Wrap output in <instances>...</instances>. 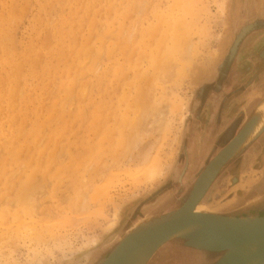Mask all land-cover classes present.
Masks as SVG:
<instances>
[{
    "label": "rangeland",
    "instance_id": "rangeland-1",
    "mask_svg": "<svg viewBox=\"0 0 264 264\" xmlns=\"http://www.w3.org/2000/svg\"><path fill=\"white\" fill-rule=\"evenodd\" d=\"M122 1L0 0V264H40L41 261L46 262L43 264H85L90 256L103 258L115 245L116 238L124 234L137 219L171 210L155 212L157 207L149 210L145 205L137 213V209L149 196L174 179L184 161L190 138H196L199 142L207 138V142L213 144L207 150L206 161L222 150L239 129H233L232 134L226 132L229 122L241 113V123L244 109L251 102L249 97L243 110L237 111L247 99L243 95L246 90L241 92L242 89L254 86L260 83L259 78H264V0H228L226 25L223 18L217 15L218 0H197L196 4L191 0L193 2L190 1V5L181 0V4L184 2L191 6L183 4L188 11L179 9L182 7H178L180 0H177L178 4L174 0ZM199 5L208 8L201 12ZM189 12H194L199 19L193 13L185 15ZM173 13L176 17L183 16V21L176 19L180 26L189 17L194 20L190 23H194L195 19L199 21L195 22V27L192 24L187 27L188 30L191 28L185 30L188 34L184 33V29L181 30L185 24L182 27L174 26L184 36L192 34L193 55L186 66L187 72H181L176 80L164 77L166 82L162 75L159 79L155 76L154 69L148 64L147 54L155 48L152 41L154 38H162L166 44L172 41L174 34L171 36V27L166 29V26L175 20ZM156 15L164 18L159 16L158 19ZM199 23L201 30L198 28ZM254 23L258 27L249 32L254 34L240 50L241 59L246 60L247 67L241 69L240 64L238 73L256 77L241 84L242 89L240 87V90L233 91L232 82L236 80V74L226 78L228 68L225 75L221 74L222 77L217 78L219 65L225 59L239 29ZM153 27L158 28L155 30ZM144 29L155 33L141 37L140 30ZM118 30L126 35L120 34L123 38L119 37ZM127 34H130L131 42L123 40L128 38ZM146 36L148 38L144 39ZM168 38L171 40L168 41ZM136 41L142 42L138 44ZM142 44L148 47L147 51L140 50ZM182 48L185 49V45ZM215 49L220 53L218 55L215 52L218 57L212 56ZM204 64L207 71L198 79L192 78L194 73L202 70ZM234 70H237L236 67ZM212 83L214 85L206 92L210 95L220 94L221 97L215 103H202L200 87ZM260 87L257 90L264 94V83ZM80 88L81 91L85 88L83 97L79 95ZM173 94L187 101L182 125L176 123V114H169ZM149 105H153L154 109ZM143 110L147 111V115L165 110L164 124L152 141L154 158H161L154 163L164 175L152 186L134 188L132 183L140 177L132 178L137 167H126L125 157L130 153L128 146L131 143L128 140L131 142V133L135 128L133 125L138 127L142 114L144 116L146 113ZM140 116L139 122L135 120ZM217 116L226 123L224 132L216 133V126L212 127ZM167 118L173 120L168 122ZM172 121L176 123L174 126ZM121 133L123 138L119 136ZM173 133H178L175 145L172 141L175 136ZM115 138H126L127 141L121 139L119 143ZM115 143L119 151L115 150ZM126 143L127 147L124 145ZM171 144L175 146V151L169 160ZM238 158V163L232 165L227 161L225 164L221 171V185L216 193L209 192V203L203 199L210 212L246 214L244 207L264 198L263 190L258 189L260 184H264V132L254 143L238 153ZM242 178L246 186L255 179L257 181L245 188L238 185ZM180 180L181 177L178 182ZM25 181L31 187L35 183L37 186L42 183V193L33 209L34 213L30 205L19 201L22 192L19 187L24 186ZM179 187L178 193L181 192ZM97 189L106 191L107 194L105 192L103 195L110 196L113 202L106 201V197L101 196ZM79 192L86 196V208L74 204ZM250 192L256 195H248ZM38 202L41 205L38 206ZM113 204L121 208L118 209L120 215L116 225L105 231L108 222L102 217L110 214ZM94 239L97 243L86 248ZM221 254L183 247L179 258L168 260L167 264H211ZM155 260L156 252L148 264H154Z\"/></svg>",
    "mask_w": 264,
    "mask_h": 264
},
{
    "label": "bare ground",
    "instance_id": "bare-ground-1",
    "mask_svg": "<svg viewBox=\"0 0 264 264\" xmlns=\"http://www.w3.org/2000/svg\"><path fill=\"white\" fill-rule=\"evenodd\" d=\"M124 1V0H123ZM122 1V2H123ZM128 1V0H127ZM139 1V0H138ZM137 1V2H138ZM142 1V0H141ZM172 1V0H171ZM174 1H176L175 3H177V0H174ZM173 1V2H174ZM182 1H185V2H187V4H189V2L191 1V0H182ZM182 1L180 0V3H179V5H178V7H181V5H182V7L181 8H179L180 10L182 9H188V8H186V7H191V6H187L184 2H183V4H185L186 5V7L184 8L183 7V4H181L182 3ZM195 1H197V0H194V2ZM198 1H200V0H198ZM197 1V2H198ZM202 1V0H201ZM145 2V1H144ZM179 2V1H178ZM191 2H193V1H191ZM197 2H195V4L197 3ZM203 2V1H202ZM227 2H228V0H218V3L216 4V7H217V15L219 16V17H222L223 18V21H224V25H226V19H225V15H226V11H227ZM200 3V2H199ZM142 4V3H141ZM174 4V3H173ZM178 4V3H177ZM177 4H175V5H177ZM193 4V3H192ZM204 4V3H203ZM140 5V4H139ZM174 5V6H175ZM190 5V4H189ZM50 6V5H49ZM199 7L201 8H199V10L201 11V12H203V11H205V9H207V8H203V5H199ZM204 7H206V6H204ZM172 8H173V6H172ZM176 8V7H175ZM196 8V7H195ZM202 8H203V10H202ZM170 9H171V7H170ZM190 9V8H189ZM194 9V8H193ZM171 10H173V9H171ZM184 10V11H185ZM191 10V9H190ZM189 10V11H190ZM178 11V10H177ZM183 11V12H184ZM186 11H188V10H186ZM185 11V12H186ZM192 11V10H191ZM194 12L196 11V9L195 10H193ZM194 12H189V13H183L182 15H190V14H192V15H194L195 13ZM199 12V11H198ZM12 13V12H11ZM168 13V12H167ZM177 14H178V12H176ZM182 13V12H181ZM208 13H209V11H208ZM174 14V13H173ZM202 14V13H201ZM207 14V13H206ZM205 14V15H206ZM164 15V14H163ZM166 15V14H165ZM164 15V16H165ZM169 15V14H168ZM171 15V14H170ZM196 15V14H195ZM194 15V16H195ZM198 15V14H197ZM199 15H200V13H199ZM204 15V14H203ZM159 16H161V15H159ZM159 16H157L156 15V17H158V19H159ZM164 16H161L162 18H164ZM174 16H175V14H174ZM181 16V15H180ZM175 16V20H173V18H172V20L174 21H172L173 22V24H172V22H169V23H167V26H166V29H167V27L168 26H170L171 27V29H169V33H171V36H173L172 34H174V37H172L173 39H172V41L169 43V44H166V43H164V41H162L163 39L162 38H154L152 41H153V44H154V46H155V48L153 49V52H149L148 54H147V58H148V64H149V66L151 67L152 66V68L154 69V73H155V76L159 79V77L162 75L163 76V78L165 77V78H168V79H175L176 80V78H178L179 76H180V74H181V72H185L186 70H187V65L189 64L188 62L189 61H191L192 60V48H193V46H194V42H193V39L191 38L192 37V34L189 36V35H187L188 34V32L187 31H189V30H191V28L188 30L187 29V27L189 28V27H191L190 25L192 24L193 26L196 24L195 22H198V21H196L197 19H195V22L194 23H190L191 21H194V20H191L190 19V17H189V19H190V21H189V19H188V21H186V20H184V23H182L181 21H183V19H181L183 16ZM194 16H191V17H193L194 18ZM202 16V15H201ZM207 16V15H206ZM12 17V16H11ZM171 17V16H170ZM196 17V16H195ZM205 17V16H204ZM162 18H161V20H162ZM178 18H180L181 19V26L180 25H178V22L176 23V19H178ZM196 18H198V17H196ZM199 19V18H198ZM90 20V19H89ZM163 20H165V19H163ZM203 20V19H202ZM201 20V21H202ZM171 21V20H170ZM178 21H179V19H178ZM159 22V21H158ZM161 22V21H160ZM176 23V24H175ZM190 23V24H189ZM164 24H165V22H164ZM182 24H185V25H183L184 26V28L182 27ZM186 24H188V25H186ZM200 24L201 23H199L198 24V28H200L199 26H200ZM172 25V26H171ZM175 25H177L178 27L180 26V27H182V29L181 30H183L184 29V33L185 32H187V34H185V36H184V34L183 33H181V30L179 31L178 30V28H176V29H174L175 27ZM165 26V25H164ZM186 26V27H185ZM197 26V25H196ZM119 27V26H118ZM123 27V26H122ZM125 27V26H124ZM195 27V26H194ZM255 27H258V24H256V23H254V24H248V25H244V26H242V28L241 29H239L240 31L234 36V38H233V40H232V42H231V44H230V46H229V49H228V51H227V53H226V55H227V58L230 60L231 59V57L233 56V55H235V53H236V51H237V48H238V46H239V44L241 43V41L243 40V38L245 37V35L247 34V32H248V30L249 29H251V28H255ZM102 28V27H101ZM121 28V27H120ZM139 28V27H138ZM156 28H158V27H153L152 29H155V30H157ZM197 28V27H196ZM129 29V28H128ZM133 29H134V27H133ZM141 29V28H140ZM143 29V28H142ZM180 29V28H179ZM202 29V27L200 28V30ZM119 30H122V29H119ZM119 30H118V32H119ZM131 30V29H130ZM130 30H129V32H130ZM137 30V29H136ZM154 30V31H155ZM163 30H165V29H163ZM185 30H187V31H185ZM196 30V29H195ZM195 30H194V32H195ZM204 30V29H203ZM202 30V31H203ZM3 31V30H2ZM123 32L125 31L124 29L122 30ZM132 31V30H131ZM135 31V30H134ZM178 31V32H177ZM192 31H193V29H192ZM198 31H199V29H198ZM123 32H119V33H117V35L119 34V37H122L123 38V36H121V35H126L125 33L124 34H122ZM127 32V31H126ZM140 32L142 33V35H141V37H144L145 35H151V34H154L155 32H153V33H151L150 31H147V30H143V31H141L140 30ZM5 33V32H4ZM4 33H3V35H4ZM166 33V32H165ZM121 34V35H120ZM132 34V33H131ZM136 34V33H135ZM2 35V34H1ZM2 35V36H3ZM129 35L130 34H127V36H128V38H126V39H123L124 41L125 40H127V42L128 41H130L129 40ZM188 36V37H187ZM137 37V36H136ZM2 38V37H1ZM5 38H6V36H5ZM117 38H118V36H117ZM138 38V37H137ZM140 38V37H139ZM146 38H148V36H146L144 39H146ZM164 38V37H163ZM142 40H143V38H141ZM5 40V39H4ZM9 40V39H8ZM119 40V39H118ZM148 40H150V39H147V41ZM170 40H171V38H170ZM169 40V38H168V41H170ZM2 41H3V39H2ZM11 41V40H10ZM124 41H121V43L122 44H124L123 42ZM144 41V40H143ZM147 41H146V43H147ZM127 42H125V45H126V43ZM131 42V41H130ZM136 42H138V41H136ZM140 42H142V41H140ZM140 42H138V44L140 43ZM5 44V43H4ZM10 44V43H9ZM117 44V43H116ZM148 44H150V43H148ZM152 44V45H153ZM220 44V43H219ZM117 45H119V42H118V44ZM182 45H185V49L184 48H182ZM222 45H223V43H222ZM250 46V45H249ZM124 47V46H123ZM140 47H142V49L140 48V50H142V51H147L148 50V47L146 46V45H143L142 44V46H140ZM184 47V46H183ZM8 48V47H7ZM112 49V48H111ZM120 49H121V47H120ZM138 49V48H137ZM149 49H151L150 47H149ZM76 50V49H75ZM122 50V49H121ZM216 50V51H215ZM213 52H212V56L214 57V56H216V57H218L217 56V53H218V51H217V49H215ZM110 51V50H109ZM108 51V52H109ZM103 52V51H102ZM102 52H101V54H102ZM140 52V51H139ZM215 52H217V53H215ZM79 54H80V52H79ZM87 54V53H86ZM146 55V54H145ZM218 55H220V53H218ZM79 56V55H78ZM108 56V55H107ZM234 58V57H233ZM137 60V59H136ZM177 60V61H176ZM146 61V60H145ZM84 62V61H83ZM176 62H179V64L178 63H176ZM207 63H208V61H206ZM11 63V62H10ZM25 63V62H24ZM80 63V62H79ZM81 64V63H80ZM79 64V65H80ZM147 64V65H148ZM129 65V64H128ZM133 65V64H132ZM131 65V66H132ZM208 65V64H207ZM20 66V65H19ZM22 66V65H21ZM20 66V67H21ZM98 66V65H97ZM145 67V66H144ZM242 67V66H241ZM19 68V67H18ZM17 68V69H18ZM33 68V67H32ZM88 68V67H87ZM90 68L91 67H89V70H90ZM151 68V69H152ZM17 69L15 70V71H17ZM135 69V68H134ZM207 66L204 64L203 65V68H202V70H200V71H198V72H196V73H194L193 75H192V78H194V79H198L200 76H201V74H204L207 70ZM224 69H226L227 70V67H226V64H225V59L223 60V62H221V64L219 65V72H218V76H217V78L219 77V79L222 77L221 76V74H224ZM206 70V71H205ZM14 70H13V72H15ZM19 71V70H18ZM19 72H21V71H19ZM187 72V71H186ZM11 73V72H10ZM16 74V73H15ZM18 74V73H17ZM21 74V73H20ZM87 74V73H86ZM152 74H153V71H152ZM154 75V74H153ZM75 76V75H74ZM203 76V75H202ZM156 77H155V79H156ZM19 78V77H18ZM17 78V79H18ZM164 78V79H165ZM13 80H14V78H13ZM76 80V79H75ZM166 80V79H165ZM178 80V79H177ZM164 80H162V82H163ZM3 82V81H2ZM16 82V81H15ZM166 82H167V80H166ZM70 83V82H69ZM74 83V82H73ZM73 83H71V84H73ZM138 83V82H137ZM160 84H161V81L159 82ZM19 84V83H18ZM70 84V85H71ZM74 84H76V83H74ZM69 85V86H70ZM212 85H214L213 83L212 84H205V85H203L202 87H200V90H199V92H201V94H203V93H205L209 88H210V86H212ZM84 86V85H83ZM85 87V86H84ZM112 87V86H111ZM138 87V86H137ZM17 88V87H16ZM83 88V87H82ZM263 87H260V89H262ZM20 89V88H19ZM14 90V89H13ZM18 90V89H17ZM78 90H80L79 91V95H81L82 97L84 96V94H82V92L84 93V91H85V88L84 89H82V90H84V91H81V88L80 89H78ZM142 90V89H141ZM135 91V90H134ZM133 91V92H134ZM164 91V90H163ZM14 92H16V91H14ZM86 92V91H85ZM141 92V91H140ZM259 92H261V91H259V90H256L255 92H254V94H252V96H251V102L248 104V106L244 109L245 110V113L243 114V119H241V123H240V125H239V127H241V125H244L246 122L247 123H249V127L247 128V131H246V133L243 135V138H242V141L241 142H238L234 147H233V149H232V151H231V153H230V155L228 156L229 158H232L233 156H236L238 153H240L241 151H243L244 149H246V147H248L249 145H251L252 143H254L263 133V131H264V94L261 92V93H259ZM143 93V92H142ZM172 93H174V92H172ZM18 94V93H17ZM137 94V93H136ZM16 95V94H15ZM87 95V94H86ZM80 96V97H81ZM173 97V99H172V103H171V108H170V112H169V114H176L177 115V117H178V119H177V124H179V125H182V123H184L183 121H184V118H185V109H186V103H187V101H183V99L182 98H180V95H175V94H173L172 95ZM14 97V96H13ZM71 97V96H70ZM143 97V96H142ZM141 98V97H140ZM138 99V98H137ZM56 101V100H55ZM72 102V101H71ZM137 102V101H136ZM144 103V102H143ZM142 103V104H143ZM160 103H161V100H160ZM145 105H146V103H145ZM145 105H143V106H145ZM188 105V104H187ZM148 106V105H147ZM149 106H151V105H149ZM158 106V105H157ZM142 106L140 105V109L142 110V108H141ZM151 107H153V105L151 106ZM159 107V106H158ZM161 107V106H160ZM65 109V108H64ZM137 109V108H136ZM147 109V108H146ZM152 109H154V107L152 108ZM156 109H157V107H156ZM162 109H165V108H162ZM161 108H160V110H162ZM160 110L158 111V112H155V110H153L155 113H148V115H147V111H145V110H143V111H145L146 113H145V115L143 116V114H142V118H141V116L138 118H136L135 120H137L138 122H139V120H140V118H141V120H140V122L138 123L139 125H137L138 127H136V124L135 125H133V127L135 126V128H133V130H134V132L133 133H131L132 135V137H131V142L128 140V142L129 143H131V144H129L128 142V144L130 145V146H128L130 149L128 150L130 153L129 154H127L126 156L127 157H125L126 159H125V165H126V167H129V166H136L137 167V169H136V171H135V175L132 177L133 179L134 178H139L140 177V179L138 180V181H136V182H133L132 183V187H140V186H142L143 188H146V187H148V186H152V184L154 183V182H157V180L160 178V177H162L163 175H164V173L162 172V170H161V168L160 167H158L154 162H158V158H160V156L159 157H155L154 158V156H153V154H152V147H153V145H152V143L154 142L153 141V139H155V137H156V134L159 132V130L161 129V127L163 126V124H164V120H165V118H164V111L165 110H163V112L161 111L160 112ZM249 110H250V113H249ZM153 111H151V112H153ZM92 112H94V111H92ZM140 112V111H139ZM137 113V112H136ZM96 114V113H95ZM152 115V116H151ZM139 116V115H138ZM150 116V117H149ZM169 116V115H168ZM174 116V115H173ZM173 116H172V118H173ZM99 117H101V115H99ZM149 117V118H148ZM123 118V117H122ZM170 118V117H169ZM129 119V118H128ZM97 120H99V119H97ZM122 120V119H121ZM126 119H124V121H125ZM129 120H131V119H129ZM167 120H168V118H167ZM170 120H173V119H170ZM170 120H168V122H170ZM96 121V120H95ZM103 121V120H102ZM124 121H122V123L124 122ZM136 121V122H137ZM93 122V121H92ZM127 122V121H126ZM125 122V124H127ZM135 122V121H134ZM173 122V121H172ZM133 123V122H132ZM174 123V122H173ZM172 123V124H173ZM176 123H174L173 124V126L176 124ZM118 125H119V123H117ZM129 124V123H128ZM169 124V123H168ZM168 124H166V126L168 125ZM122 125V124H121ZM121 125H119V126H121ZM147 125V126H146ZM171 125V124H170ZM185 125V124H184ZM146 126V127H145ZM177 126V125H176ZM118 127V126H117ZM126 127V126H125ZM128 127V126H127ZM168 127H170L169 125H168ZM131 128V127H130ZM175 128V127H174ZM169 129V128H168ZM167 129V130H168ZM171 129H173L172 127H171ZM180 129H181V127L179 128V130H178V132H180ZM125 130V129H124ZM124 130H122V131H124ZM173 130H175V129H173ZM130 131V130H129ZM120 132H121V130H120ZM125 133H126V131H125ZM262 133V134H261ZM175 134V136H173V138H172V141L174 142V145L176 144V141H177V138H178V133H173V135ZM236 134V133H235ZM123 135H124V137H125V134H124V132H123ZM129 135H130V133H129ZM159 135V134H158ZM120 137H122V133L119 135ZM143 136L145 137L144 139H143ZM146 136H147V138H146ZM104 137V136H103ZM123 138V137H122ZM122 138H120L119 140L117 139V138H115V139H117L118 140V142L120 143V142H122V140L124 141L125 139H122ZM41 139V138H40ZM50 139V138H49ZM122 139V140H121ZM129 139H130V137H129ZM104 140V139H103ZM116 140V141H117ZM171 140V139H170ZM50 141V140H49ZM48 141V142H49ZM125 141H127V140H125ZM153 141V142H152ZM39 142V141H38ZM56 142H57V140H56ZM101 142V141H100ZM119 143H118V145H119ZM127 143L126 144H124L125 145V147H127L126 145H127ZM172 143V142H171ZM49 144V143H48ZM110 144H113V143H110ZM116 144V147H115V150H117V151H119L118 149H117V143H115ZM114 144V145H115ZM107 145V144H106ZM158 145V144H157ZM172 145V147H171V149H170V153H169V151H168V157H169V160L174 156V151H175V146L173 145V144H171ZM112 146V145H111ZM119 146H122L121 148L123 149L124 148V146L123 145H119ZM168 146H170V145H168ZM174 146V147H173ZM113 147V146H112ZM157 147V146H156ZM156 147L154 148V149H156ZM177 147V146H176ZM121 148H119V149H121ZM158 148V147H157ZM169 148V147H168ZM114 149V148H113ZM123 150H125V149H123ZM126 151V150H125ZM125 151H123V152H125ZM155 151V150H154ZM127 152V151H126ZM125 152V153H126ZM156 152V151H155ZM155 152H153V153H155ZM119 153V152H118ZM176 153V152H175ZM120 155V154H119ZM125 155V154H124ZM167 156V155H166ZM124 157V156H123ZM167 157V158H168ZM61 158V157H60ZM228 158V159H229ZM161 159V158H160ZM164 159V158H163ZM168 160V161H169ZM150 161L152 162L151 164H149L150 163ZM165 160H163V162H164ZM162 162V163H163ZM159 163H160V161H159ZM165 163V166H166V161L164 162ZM224 163V162H223ZM227 162H225L224 164H226ZM123 164H124V162H123ZM127 165H129V166H127ZM162 167V166H161ZM164 167V166H163ZM47 170V169H46ZM35 171V170H34ZM102 171V170H101ZM164 171V170H163ZM32 177V176H31ZM42 178V177H41ZM97 178V177H96ZM100 178V177H99ZM98 178V179H99ZM35 179V178H34ZM34 179H33V181H34ZM94 179V178H93ZM40 180H42V179H40ZM96 181V180H95ZM26 182V184H24V186L22 185L21 186V188L19 187V189H21V191L22 192H20L21 193V195H19V201H20V203L23 201L24 203H25V205H26V203L28 204V206L30 205V207H32V209L30 208V207H27L28 209H31L32 210V212L34 213V210H35V206H36V202L38 201V198H39V196H40V194L42 193V183L39 185L38 184V186L37 185H35L34 183V187H33V185H32V187H31V184H29L30 186H28V183H27V181H25ZM24 182V183H25ZM95 184V183H94ZM155 184V183H154ZM153 184V185H154ZM211 184V183H210ZM11 185H13V184H11ZM210 186V185H209ZM44 187V186H43ZM150 188V187H149ZM94 189H95V187H94ZM132 189V188H131ZM18 190V189H17ZM16 190V191H17ZM43 190H45V189H43ZM100 190V191H99ZM255 190V189H254ZM20 191V190H19ZM97 191L98 192H100V194H101V196H105V194H107V192L106 191H103L102 192V190L101 189H97ZM130 191H132V190H130ZM44 192V191H43ZM106 192V193H105ZM6 193V192H5ZM80 193V192H79ZM95 194H96V192H94ZM103 193H105L104 195H103ZM132 193V192H131ZM99 194V193H98ZM239 194H240V192H239ZM248 195H256L255 193H253V192H250V193H248ZM262 195V194H261ZM86 197V196H85ZM84 197V195L83 194H78V198H77V200H76V202L74 203L75 205H76V203H77V205L76 206H78L79 208H86L87 206H88V203H87V200H86V198ZM97 197V196H96ZM106 197V201H110V203L111 202H113L112 201V199H111V197L110 196H108V195H106L105 196ZM104 197V198H105ZM203 197V196H202ZM202 197L200 198V200L196 203V205H195V208H194V210L196 211V212H209V213H221L222 211H219V212H210L208 209L209 208H207V205L205 204V203H203V201L201 200L202 199ZM98 198V197H97ZM252 199V198H251ZM18 200V199H17ZM7 201V200H6ZM12 201V200H11ZM15 201H16V199H15ZM14 201V202H15ZM40 201V200H39ZM99 201V200H98ZM241 201V200H240ZM251 201V200H250ZM41 203V202H40ZM39 202H38V206H39V204H40ZM248 204V203H247ZM41 205V204H40ZM112 205V204H111ZM114 205V204H113ZM123 205V204H122ZM245 205V204H244ZM9 206V205H8ZM119 207H121L120 205H119ZM256 207H263L264 208V198L261 200V201H255V202H252L250 205H248V206H246V207H244L243 209L244 210H246V211H248L246 214H238V216H241V217H248V218H254V217H256V216H259V215H253L252 213H250V210H247V208L248 209H254V208H256ZM25 208V207H24ZM112 211L110 212V214H106L105 216H103L102 218L104 219V220H106L107 222H108V224L106 225V227H105V231H109L111 228H113L115 225H116V223H117V221H118V217H119V215L120 214H118V205H114V206H112ZM34 209V210H33ZM121 209V208H120ZM119 209V210H120ZM211 209V208H210ZM215 211V210H214ZM224 211H226V210H224ZM28 212H29V210H28ZM32 212L30 213V214H32ZM40 212V211H39ZM231 216V215H230ZM141 218V217H140ZM139 218V219H140ZM139 219H137V221L139 220ZM142 219V218H141ZM136 221V222H137ZM193 229V226H191V227H188V228H186V229H183V230H181L180 232H177V233H175L174 235H172L169 239H167L166 240V242H170V241H173L174 239H176L178 236L180 237L182 234H184V233H186V232H188V231H190V230H192ZM1 232V231H0ZM104 233H106V232H104ZM107 233H109V232H107ZM125 233V232H124ZM122 235V234H121ZM165 242V243H166ZM97 243V241H96V239H94V240H92V242H91V244L89 245V246H86V248H89V247H92L93 245H95ZM164 243V244H165ZM164 244H162V245H164ZM161 245V246H162ZM160 246V247H161ZM148 246L147 245H143L142 247H140L134 254L132 253L128 258H127V260H126V262H125V264H148V262L152 259V257H150V259H147L146 258V256L148 255L147 253L145 254V253H143L142 251H145L146 250V248H147ZM159 247V248H160ZM86 248H84V249H86ZM158 248V249H159ZM188 248H190V247H188ZM157 249V250H158ZM251 249H254V247H252ZM179 251V250H178ZM146 252V251H145ZM180 252V251H179ZM177 256V258H179V256L180 255H176ZM147 259V260H146ZM41 261V260H40ZM168 262V261H167ZM167 262L166 263H164V264H167ZM43 264V263H46V262H44V261H41L40 262V264Z\"/></svg>",
    "mask_w": 264,
    "mask_h": 264
},
{
    "label": "water",
    "instance_id": "water-1",
    "mask_svg": "<svg viewBox=\"0 0 264 264\" xmlns=\"http://www.w3.org/2000/svg\"><path fill=\"white\" fill-rule=\"evenodd\" d=\"M256 28H251L248 32ZM233 57L234 55L229 60L226 55L227 69ZM226 72L227 70L224 69L225 74ZM249 126L247 122L241 125L222 150L207 163L198 175L190 194L180 206L166 212L143 216L124 234L116 238L115 245L106 256L103 258L90 256L85 264H125L127 258L143 245L148 246L146 252H142L147 253L146 258L150 259L167 239L191 226H193L192 230L176 239L181 240L180 246L183 247L222 253L211 264H264V214L248 218L238 216V213H209L194 210L217 172L230 159L228 156L233 147L242 141ZM252 247L254 249H251Z\"/></svg>",
    "mask_w": 264,
    "mask_h": 264
},
{
    "label": "flooded vegetation",
    "instance_id": "flooded-vegetation-1",
    "mask_svg": "<svg viewBox=\"0 0 264 264\" xmlns=\"http://www.w3.org/2000/svg\"><path fill=\"white\" fill-rule=\"evenodd\" d=\"M243 11H245V10H243ZM248 33L245 35V37L243 38V40L239 44L237 51H236L234 58H233L234 64L232 63L231 67H229L228 72L226 74V78H228L233 73L236 74L234 79L236 78L237 81L235 80L234 82H232V90L233 91L240 90L239 88L242 86L241 84H244V83L250 81L251 77H256V76H251V74L245 75L246 73L240 72L241 74L239 75V73H238L239 68H240V66H239L240 64L244 65V66L241 65L243 67V68L241 67V69H244L247 67L246 66V60L243 58L241 59L240 50H241V47L245 46V43L252 38L251 37L252 34H254V32L249 33V34ZM255 33H256V31H255ZM234 60H235V62H234ZM235 67L237 69L236 71L234 70ZM239 80H242V81L239 82ZM259 80H260V83H257L254 86H249L245 89H242V87H241V89H242L241 92L246 90L243 95H245V99L246 98L247 99H246V102L242 105V107L241 106L238 107V109H237L238 112L240 110L241 111L243 110V108L247 104V101L249 100V97H251L252 94H254V92L257 89H259V87L264 83V78H261V79L259 78ZM208 93L209 92H205L204 94H202V96H201L202 103L203 102L215 103L218 101V99H219L218 97H221L220 94H218V95L211 94L210 95ZM223 95H225V94H223ZM226 97L228 98L229 96H226ZM238 104H236L235 106L237 107ZM240 115H241V113L237 117H235L232 122L231 121L229 122V124L227 126V128H228L227 130H226V123L222 122L220 120L219 116L216 117V121H215L216 123H214L212 127L216 126V129H215L216 133L219 131L221 132L225 129L226 132L228 131L232 134V133H234V132H231V131H233V129L235 130L236 127L239 128L240 117H241ZM221 118H222V116H221ZM234 135H235V133L231 136V138ZM210 146H213V144L208 143L207 138L205 141L203 138L202 140H200V142L196 141V138H192V139L190 138V141H187V145H186L187 153L184 156V161L181 163V166L178 168V171L176 172L174 179L172 181H169L165 186L160 188L154 194L149 196L147 198V200L143 204H141V206L137 209L138 210L137 213L139 214V211H141V209L145 205H146L145 207L148 206L149 210H152L153 208L157 207L155 212L161 211V210L165 211V210L173 209V208L180 206L182 204V202L184 201V199H186L188 197V195L190 194V192L194 186V183H195L198 175L200 174V172L204 169V167L207 165V163L218 153V152L214 153L206 161L205 159L207 158V155L209 152L207 150L210 148ZM239 160H240V158H238V154H237L236 156H233L232 158H230V160H228V161L231 162L233 165L235 163H238ZM224 167H225V164L217 172V174L215 175L214 179L212 180L210 186L208 187L207 191L205 192V194L203 195V197L201 199L202 201L204 199L205 203H207V204L209 203V200H210L209 192L216 193V190L221 185L220 184L221 183L220 177L222 176L221 171ZM180 177H181V180H180V182H178V178H180ZM179 186H181V192L178 193V189L180 188ZM258 189L263 190L262 192L264 193V184H260L258 186ZM237 206H239V205H237ZM223 213L224 214H230V212H223ZM239 213L244 214L243 212H239ZM250 213H253L255 215H263L264 210L263 211H256L255 209H253V210H250ZM180 242H181L180 240L176 239L170 243H165L164 246L162 247L163 249H161L158 252V254H156V260L154 261V264H164L168 260H172L175 257L177 258L176 255H179V252H177V250L183 249V247L178 245ZM171 253H172V255H171ZM105 255H103V256H105Z\"/></svg>",
    "mask_w": 264,
    "mask_h": 264
},
{
    "label": "crops",
    "instance_id": "crops-1",
    "mask_svg": "<svg viewBox=\"0 0 264 264\" xmlns=\"http://www.w3.org/2000/svg\"><path fill=\"white\" fill-rule=\"evenodd\" d=\"M243 181H244V179L242 178V179L240 180V182L238 183V185L241 186V187H245V188H247L249 185L255 183V182L257 181V179L253 180L248 186L244 185ZM230 201H231V200H229L227 203H229ZM180 241H181V240H180ZM180 244H181V242H180L178 245L180 246ZM163 246H164V245H162V246L156 251V254H158V252H159L161 249H163V248H162ZM181 247H183V246H181ZM179 251H180V249H179ZM179 251L177 250V252H179ZM195 259H196V258H195Z\"/></svg>",
    "mask_w": 264,
    "mask_h": 264
}]
</instances>
